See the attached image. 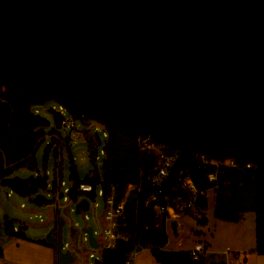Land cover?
Returning a JSON list of instances; mask_svg holds the SVG:
<instances>
[{
    "label": "water",
    "instance_id": "obj_1",
    "mask_svg": "<svg viewBox=\"0 0 264 264\" xmlns=\"http://www.w3.org/2000/svg\"><path fill=\"white\" fill-rule=\"evenodd\" d=\"M1 84L40 86L77 114L179 148L148 185L162 201L188 164L206 175L195 151L250 160L264 175V0H0ZM63 223L44 235L57 231L58 264L75 260ZM81 230L97 246L91 226Z\"/></svg>",
    "mask_w": 264,
    "mask_h": 264
},
{
    "label": "trees",
    "instance_id": "obj_2",
    "mask_svg": "<svg viewBox=\"0 0 264 264\" xmlns=\"http://www.w3.org/2000/svg\"><path fill=\"white\" fill-rule=\"evenodd\" d=\"M16 87L17 91H12L8 86L0 90V184L9 185L21 195L34 194V201H39L44 199L37 191L45 186V176L34 175L27 185L15 182L12 176L19 167L36 168L35 152L42 142L44 127L49 121L43 115L35 113L33 105L54 96L37 85L17 84ZM86 115L97 119L107 129L105 156L100 171L102 186L106 189L108 184L113 183L117 195H121L128 183L140 184L139 189L125 203L123 229L129 232V237L127 240L117 241L112 248H103L101 264H125L134 243L149 244L150 250L164 264H207L203 255L194 259L188 249L163 248L167 241L166 212L158 213L151 201H145L153 192L147 184L146 176L153 171L156 154L139 149L137 135L143 132L118 119ZM56 117L58 122L59 116ZM47 151L46 147L43 157L47 155ZM209 154L215 161L228 157L219 153ZM68 166L69 176L74 183L82 179L94 184L99 182L100 174L95 168L92 176L80 177L71 155ZM201 168L206 175L188 164L181 177L188 175L199 190L213 189V213L219 219L236 221L244 212L253 211L255 243L252 250L264 254V175L257 165L253 163L251 167H233L218 163L201 165ZM210 172L215 173L214 179L208 178L207 173ZM179 193H183L181 178L167 195L173 197ZM206 206L207 197L204 193L198 196L194 209L200 212ZM204 220L205 216L202 215L197 218L199 223ZM13 226V219L4 215V232L24 236L21 228L14 230ZM38 241L56 247L55 241L48 242L45 238ZM1 253L0 246V255Z\"/></svg>",
    "mask_w": 264,
    "mask_h": 264
},
{
    "label": "built area",
    "instance_id": "obj_3",
    "mask_svg": "<svg viewBox=\"0 0 264 264\" xmlns=\"http://www.w3.org/2000/svg\"><path fill=\"white\" fill-rule=\"evenodd\" d=\"M0 87L1 90H4L6 85L1 84ZM57 102H58L57 112L59 114V121L56 126V130L60 134L61 139L63 138L64 140L68 141L69 146L71 140L73 141L86 140L89 147V156L90 157L93 156L94 161L100 160L102 164V160L104 159L105 156V143L108 135L107 129L104 126V124L100 123L97 119L94 118L96 124H94L93 126L95 129L94 131L90 130V135L88 137H85L83 131L86 130V127L88 126L91 127L90 125L91 122L85 120L84 119L85 115H82L83 121L79 124L78 122H76V118L74 117L73 112L70 109H68L64 103L58 100ZM35 106H33L34 112L38 113L39 110ZM52 108L55 109L54 107ZM84 124L86 126H84ZM95 131L99 135V139H100L99 143L95 139V135H94ZM99 131L102 132V135L99 134ZM46 135L47 133L45 134V136ZM48 137H49L48 143H50L52 137L49 134ZM137 142H138V147L141 151L154 152L156 154V161L154 164L153 171L146 176L147 184L149 185L152 183L160 182L163 176L168 172V169L175 160L176 156L179 154L180 152L179 148L169 146L168 144L156 140L144 133H140L137 135ZM98 144L102 145L99 154H97L95 150L94 151L92 150V145H98ZM60 150L61 148L59 147L58 153L60 152ZM194 158L200 166L201 165L206 166L208 164L224 163L233 167H238V166L251 167L254 163L250 160H241L237 157H232V156H228L225 160L219 159L215 161L211 158L209 153L203 151H195ZM57 163H60V159L57 160ZM94 168L98 170L96 165H94L91 169H89V171L85 175L89 177L92 176ZM98 172L100 174L99 170ZM48 173H49L48 170H44L42 174L39 172L36 175L45 176V178L48 175L52 176L51 182L50 183L46 182V187H48L49 189L48 194L51 195L50 200H53L51 204L53 205L54 210H57L60 206L65 207L68 206V204H70L72 205L70 206V210L75 211L76 203H78L83 198H85L88 201V207L87 208L80 207L79 212L83 211L84 217L88 219L89 215L87 211L90 208L93 209V217L97 227H94L91 224H87V225L91 226L92 234L97 240V246H91L88 244L91 250L88 252L86 256L85 264H95V259H101V251L103 248H112L116 245L117 241L128 239L129 232L123 229V226L125 224L123 222V219L126 216L125 203L131 192L132 191L135 192L139 189L140 184L128 183L122 194L117 195L115 191V184L113 183L108 184L106 189L102 186L101 174H100L99 182L96 184L85 179H82L74 183L73 180L71 179L70 183L66 185L65 180H63L59 175L60 167L58 165L54 164L52 171H50L49 174ZM207 176L210 180L214 179L215 173L214 172L207 173ZM180 178H181V186L183 188V193L176 194L173 197L168 196L166 193L162 201L159 192L152 190L153 192L145 200L146 203H148V201H151L152 207L158 213L166 212L165 225H167L170 218L168 213L169 208L177 213H182L187 209L188 210L194 209L195 202L197 201L198 196L205 193L204 190H199L196 188L194 182L188 175H185L183 177H181L180 175L179 179ZM0 186L5 187L9 185L0 184ZM60 187L63 188L60 190ZM13 191L14 189L9 186V189L5 190V195L9 197L11 196ZM61 200L63 202H61ZM99 205L101 206V210L97 211V207H99ZM20 206L24 207L25 203L21 202ZM34 216H37L40 221L42 220V216L40 213L37 214L35 213ZM58 218L59 217L56 216L55 221H58ZM74 225H76V223H74ZM87 225H83V226H87ZM18 228H20V226H16L14 224L13 229L18 230ZM81 231H82L81 234L82 240L88 243L87 232L84 230ZM98 235L101 237L102 241L99 240ZM69 246L70 244L68 242L63 241V249L64 248L70 249ZM141 249H150V245L149 244L142 245L140 243H134V245L128 252L127 258L125 260V264H131L133 259L136 257V255ZM189 251L191 256L194 259H196L201 255H203L204 246L201 242H195L193 247L189 249Z\"/></svg>",
    "mask_w": 264,
    "mask_h": 264
},
{
    "label": "rangeland",
    "instance_id": "obj_4",
    "mask_svg": "<svg viewBox=\"0 0 264 264\" xmlns=\"http://www.w3.org/2000/svg\"><path fill=\"white\" fill-rule=\"evenodd\" d=\"M1 90V87H0ZM36 105V106H35ZM33 106L37 107L39 112L38 114L43 115L49 121L48 125L44 127L43 140L40 142L38 148L35 152L36 157V168L29 169L26 167L17 168L13 175H19L21 177H25L29 174L36 175L37 173H43L44 170H48L49 173L52 171L53 165H58L60 167V176L63 180H65L66 185L70 183L69 176V155L73 158V161L76 165V169L80 177H83L89 169H91L94 165L101 171V161L93 160V156H89V147L86 140H71L70 146L68 141L61 139L60 134L56 130V126L58 124L56 115L59 116L58 102L55 98L47 99L41 103H37ZM54 107L55 109H53ZM76 118V122L79 124L83 121V117L80 114L73 113ZM84 119L91 122V127H86V130L83 131L85 137L90 135V130L94 131L95 119L91 118L87 115L84 116ZM84 126H86L84 124ZM55 127V128H54ZM51 130V131H50ZM83 130V129H82ZM47 135L45 136V134ZM48 134L52 137L51 142L48 143ZM99 134L102 135V132L99 131ZM64 140V141H62ZM48 148L47 155L43 157L45 148ZM61 148L58 153V148ZM102 145H92V150L96 151L99 154L100 148ZM96 148V149H95ZM60 159V163H57V160ZM48 173V174H49ZM51 175L46 177V182H51ZM63 187H60V190ZM9 189V186H0V246L3 247L5 245L14 246V243L11 240L15 238H20L25 240V251H30L33 247L38 250V247H44L50 244L44 243L43 241H38V239L44 238L46 231L54 226L57 228L58 221H55L56 216H62L64 218L63 228H62V239L64 242H68L72 251L75 255V260L68 264H85V259L88 252L91 250L88 243L83 241L81 238V227L83 225L91 224L94 227H97L94 217H93V209L90 208L87 213L89 218L86 219L82 212H75L74 210H70V204L65 207H59L57 210H54L53 205L51 204L53 200L51 199V195L48 194L49 189L46 187V184L43 188H39L37 194H42L44 199H40L39 201H34V194L29 195H21L15 190L12 192L11 196L7 197L5 195V190ZM206 197L208 199V207L207 214L212 213L213 211V189L209 188L206 191ZM133 194V191L128 196L130 197ZM24 202L25 206L21 207L20 203ZM61 202H63L61 200ZM101 210V206L97 207V211ZM40 213L42 216V220L40 221L37 216L34 214ZM195 213V212H194ZM196 214V213H195ZM4 215H7L9 218L13 219V222L16 226L26 225L27 227L22 229L24 236H16L13 234H7L3 230V220ZM189 221H192V216H187ZM57 222V223H56ZM76 223V225H74ZM71 227H75V231H71ZM101 227V226H100ZM99 240L102 241L101 237L98 235ZM53 242L56 239L55 233L53 234ZM34 243V244H33ZM32 245V246H30ZM38 245V246H35ZM98 252V251H96ZM30 264V263H24Z\"/></svg>",
    "mask_w": 264,
    "mask_h": 264
},
{
    "label": "crops",
    "instance_id": "obj_5",
    "mask_svg": "<svg viewBox=\"0 0 264 264\" xmlns=\"http://www.w3.org/2000/svg\"><path fill=\"white\" fill-rule=\"evenodd\" d=\"M207 207L208 199L206 208L200 212L193 209L190 212L177 213L169 208L170 218L166 225L167 241L163 248L189 250L195 242H201L207 264H264V254L252 250L255 243L254 212L246 211L238 220L228 221L215 217L213 211L207 214ZM201 215L205 216V220L199 223L197 218ZM187 216H192L193 220L189 221ZM172 218L177 220V233H173L170 228L169 222ZM55 235L57 247V231ZM11 242L14 243V248L10 243L1 247L0 264L57 263L55 246H42L38 247V250L33 247L27 252L24 249L25 240L15 238ZM70 250L73 253L71 247ZM131 264L164 263L150 249H141Z\"/></svg>",
    "mask_w": 264,
    "mask_h": 264
}]
</instances>
